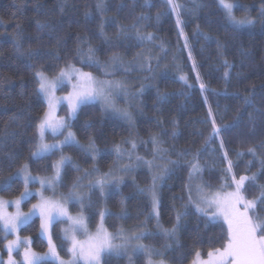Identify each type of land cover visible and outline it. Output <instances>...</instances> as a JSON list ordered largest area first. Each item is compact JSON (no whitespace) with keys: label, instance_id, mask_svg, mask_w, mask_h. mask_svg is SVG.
<instances>
[{"label":"trees","instance_id":"16d2710c","mask_svg":"<svg viewBox=\"0 0 264 264\" xmlns=\"http://www.w3.org/2000/svg\"><path fill=\"white\" fill-rule=\"evenodd\" d=\"M177 2L183 6L181 20L188 48L184 47V36L179 35L175 14L168 12L157 20L158 13L168 11L163 0H148L151 7L145 0H103V15L96 7L98 0H0V195L12 199L24 190L21 180L5 183L22 163L27 161L33 174L47 176L51 175V168L48 171L43 169L59 159L60 154L57 153L36 162L27 160L28 141L34 135L31 122L47 109L44 98L35 94L37 85L34 73L41 70L53 76L58 65L75 54L78 37L86 41L85 49L88 44L98 49L96 58L101 63L106 62L114 52L119 53L126 63L138 54L146 53L152 57L153 72L137 67L128 73L119 71L106 77L100 70L84 67V71H91L98 78L129 82V98L125 97V100L131 99L132 103L127 105L126 101H122L121 105L131 114L132 121L129 123L110 116L99 105H87L78 113L71 130L82 144H87L89 138H93L102 155L93 161L69 147L64 148V155L70 156L82 169L90 171L97 168L105 173L114 170L121 159H117L114 144L131 150V143L123 142L135 141L137 153L151 160L153 148L150 137L157 136L161 146L169 150L167 158L181 162V166L166 177L159 189L160 221L165 228L172 227L177 211H184V205L187 204L186 161L192 156L178 155L181 152L195 154L200 151V162L204 167L202 180L218 187L221 170L227 166L226 162L221 163L220 140L223 139L237 177L254 173L258 176L255 181L257 188L249 189L248 198L259 195L258 188L264 185V176L259 175L260 159L253 160L247 148L258 146L264 141V129L260 127V119L264 114V18L260 17V11L264 8V0H230L246 5L250 10L249 16L254 23L246 29L231 26L215 0ZM237 14L243 16L247 13L240 9ZM141 16L149 17L140 22V27L144 33H151L155 37L154 42L138 44L134 39L135 33L130 32L129 38L122 40L117 48L109 50L100 34L101 21H115V25L104 24V36L115 41L120 27L130 28ZM37 22L52 25L55 31L47 27L38 30ZM18 31L22 33L20 37H17ZM204 35L211 37V40L206 41ZM17 39L19 50L13 46ZM218 43L222 47L218 48ZM29 52H38L39 55L29 59ZM189 52L192 59H189ZM225 60L231 65L230 68L224 67ZM73 62L77 67L81 66ZM225 72L229 73L227 80ZM161 73H166L167 77L162 78ZM180 75L187 77V84L179 79ZM201 82L206 86L204 90L200 87ZM142 86L144 91L141 94L139 90ZM157 89L160 93L168 94L169 98L164 103L157 101ZM63 92L67 93L68 89ZM249 93L253 104L244 106L243 97ZM209 109L212 117H209ZM250 116L256 120L254 134L250 132ZM212 118H215L217 126L231 127L223 130L220 138L206 144ZM86 123H91L93 127L85 129ZM140 141L148 143L142 144ZM236 152H243L244 155L237 158ZM17 154L19 159L13 161L11 157ZM257 155L260 156L259 151ZM81 174L74 169L67 170L63 193L67 194L68 188ZM150 184L149 170L140 169L135 174H126L120 189L109 197L103 198L98 190L92 193V207L85 210L91 218V229L95 230L100 222L98 213L106 209L111 211L107 226L112 231L120 228H149L155 231L156 219H146L152 211L150 200L138 191ZM182 196L183 200L180 199ZM187 210L189 215L181 221L178 244L163 235H152L143 240L148 246L163 251L165 255L162 259L168 264H191L197 250L206 258L209 241L217 240L223 234L222 228L226 230L222 222H208L206 226L207 218L198 217L191 206ZM78 211V207H73V212ZM122 213H127V216L118 219ZM39 223V219L34 220L22 229L21 234L33 238L36 251L46 252L48 243L39 233ZM63 226H55L54 240L61 256L69 259V254L61 248ZM3 237L0 230V241H3L0 243L1 250L5 245ZM166 244L172 246L165 249ZM127 262L126 258L107 257L104 264ZM137 264H146L145 257L140 256Z\"/></svg>","mask_w":264,"mask_h":264},{"label":"snow or ice","instance_id":"6c2138e0","mask_svg":"<svg viewBox=\"0 0 264 264\" xmlns=\"http://www.w3.org/2000/svg\"><path fill=\"white\" fill-rule=\"evenodd\" d=\"M218 9L222 12L224 19L234 28H243L250 26L254 21L248 17L237 19L233 14V9L239 7L238 4L230 2V0H215ZM148 6H152L145 0ZM163 4L167 6L168 11L157 14V20L161 15H167L168 12L175 14L176 26L180 30L179 35L184 36L181 20V12L183 6L177 0H163ZM97 9L103 15V0H98ZM197 7H200L197 4ZM63 10V9H61ZM87 17V13H86ZM260 17L264 18V8H261ZM149 19L147 16H141L130 28L120 27L115 41L104 36V24L111 23L115 25V21H101L100 34L104 44L109 50L117 48L121 41L129 38V33L134 32V39L138 44L152 43L155 37L151 33H144L141 30L140 22ZM19 29V25L16 26ZM38 30L45 27L51 31H55L54 26L40 24L37 22ZM22 33L17 32V37ZM184 47L188 48L187 37L184 36ZM206 41H210L211 37L204 35ZM77 48L75 54L66 59L61 65L55 69L53 76L47 75L44 71L36 70L34 73V82L37 87L35 94L43 97L47 103V109L30 126H34V135L29 143L28 161L36 162L42 159L50 158L59 153V159L53 161L43 170L48 171L51 168V175L35 176L29 169V163H22L17 171L9 177V181L16 178H23V191L14 200L0 199V229H2L7 248L8 260L7 264H45L51 261L52 264H102V258L107 256H128L129 261L132 260V254L143 253L146 264H157L153 260L154 256H163V252L145 245L142 241L149 236L154 235L139 230L126 231L118 229L116 232H110L104 226L106 216L111 215L107 210L98 213L100 222L96 225L94 231L89 229L90 217L85 215V210L92 207L89 193L99 191L101 195L114 189H119L123 182V175L119 172L101 173L99 169L92 170L82 169L76 164L70 156L64 155V148L69 147L76 150L83 157L95 159L102 155L100 149L96 147L95 140L89 138L87 144H82L77 139L75 133L71 130L73 121L78 117L81 109L87 105L99 103L104 113L111 112L116 118L123 119L127 122L132 121L131 114L116 106V99L129 95V82L117 79H100L91 71H84V67L100 70L104 75L111 76L116 72L123 71L125 73L134 71L139 67L141 70L147 69L153 72L151 59L152 57L146 53H140L133 57L131 62H125L119 53H113L106 62L101 63L96 58L98 49L88 44L86 49L84 45L86 41L83 38H77ZM17 50L20 48L19 40L13 45ZM218 48L222 47L219 43ZM38 52H29L28 58L38 56ZM51 55V54H49ZM59 59V57H57ZM189 59H192L189 52ZM78 62L81 66L77 67ZM224 67L230 68L231 65L225 60ZM229 76L225 72V79ZM162 78H166V73H161ZM179 79L187 84V77L180 75ZM199 79V77H197ZM65 96H57V91L69 88ZM191 87V85H189ZM202 90L206 88L203 82L200 83ZM140 93L144 91L142 86ZM168 94L160 93L157 89V101L164 103L168 100ZM206 102V101H205ZM244 106H251L253 99L251 93L245 95L242 100ZM66 106V115L58 116V108ZM213 114L209 109V117ZM239 117H237V120ZM236 121H234L235 123ZM159 124L160 122L157 121ZM249 123L252 125L250 132L255 133L256 120L250 116ZM85 129L93 127L91 123L84 125ZM231 125L217 126L215 118L211 119V132L209 133L205 143H210L222 136L225 129ZM260 127L264 129V114L260 119ZM15 135V134H14ZM175 135V133H173ZM62 137V138H61ZM49 139L52 141L48 142ZM124 144L131 143V150H125L120 144H114L113 150L117 155V159L122 156H128L132 160L135 154L137 144L135 141L125 140ZM146 144V141H140ZM150 143L153 148L152 159L148 160L142 156H135V167H147L151 174V184L146 188H140L141 194L147 195L150 200L152 211L147 218L156 219V228L158 233L162 234L167 240L179 243L178 232L181 228V221L189 215L188 207L195 209L198 217H205L206 226L208 222H221L226 225V230L222 228V235L215 241H209L210 247L206 253V258L202 256L200 251H195L191 264H264V185L259 186V195L248 198L247 193L250 188L256 189L255 181L258 179L257 174L239 175L234 172L235 165L229 158V152L225 147L223 139L220 140V150L222 153L221 163L226 162V168L221 170L220 182L218 187H213L202 180L201 174L204 167L200 162V151L195 154L187 151L178 155L192 159L187 160L188 166V182L185 184L187 195V204L184 205V211H177L175 223L171 228H165L160 223L158 206L160 204L159 185L170 176L175 168L181 166L180 160L168 159L169 150L161 146V141L155 135L150 137ZM174 151V149H173ZM260 152L258 157L257 153ZM247 152L252 155L253 160L260 159L259 175L264 176V141L258 146L247 148ZM237 158L244 155L243 152L235 153ZM13 161L19 159V155L11 157ZM252 161L249 162L251 165ZM68 169H74L79 175L68 188L67 194L60 192L59 189L64 186V179ZM133 169L132 165H126L122 169L127 174ZM200 180L197 183V180ZM87 181L85 185L84 181ZM39 185L35 192L31 186ZM36 198V203L31 204L27 212L22 211V202L29 198ZM181 200L184 197H180ZM123 203V201H121ZM70 205H78L79 211L73 215L70 211ZM9 206H14V212H8ZM127 213H122L118 219H123ZM39 218V233L48 240V251L38 254L31 250V238L24 237L21 239L19 229L28 224L33 218ZM62 223L66 226L62 229L61 248L65 249L69 254V259H61L57 251V245L53 242V226L56 223ZM10 234H15V239H7ZM3 243V241H0ZM218 244L219 246H215ZM171 244H166L165 249L170 248ZM23 248L22 260L19 262L13 258V253L19 254V249ZM0 264H4L0 258ZM158 264H165L164 260H160Z\"/></svg>","mask_w":264,"mask_h":264},{"label":"rangeland","instance_id":"374dc122","mask_svg":"<svg viewBox=\"0 0 264 264\" xmlns=\"http://www.w3.org/2000/svg\"><path fill=\"white\" fill-rule=\"evenodd\" d=\"M233 3V2H232ZM234 4H238L239 5V7H235L234 9H233V14L235 15V17L237 18V19H241V18H244V17H248V18H250V14H249V9L247 8V6L246 5H243V4H240V3H234ZM240 9H242L243 11H245L247 14H244L243 16H238V14H237V10H240ZM253 25V24H252ZM251 25V26H252ZM251 26H247V27H243V28H239V29H246V28H249V27H251ZM101 79V78H100ZM66 89V88H65ZM68 89V91H70V87L69 88H67ZM64 90V89H63ZM63 90H59V91H57V96H65V95H67V93H65V92H63ZM128 96V95H127ZM127 96H122V97H120V98H118V99H116V101H115V103H116V106L118 107V108H121V109H125V107H122V105H121V102L122 101H126V103H127V105L128 104H130V103H132V100L131 99H126L125 100V97H127ZM127 98H129V97H127ZM45 100V99H44ZM46 102V101H45ZM47 104V103H46ZM96 105H99L100 106V104L99 103H96ZM126 110V109H125ZM108 114L110 115V116H113L112 115V113L111 112H108ZM57 115L58 116H65L66 115V106H64V105H61L59 108H58V110H57ZM114 117V116H113ZM73 131V130H72ZM74 132V131H73ZM62 138V137H61ZM78 139V138H77ZM79 140V139H78ZM48 142H52L50 139H49V141ZM66 148V147H65ZM136 155H139L138 153H137V147H136V149H135V154L133 155V157H132V160H129V158H128V156H122L121 157V159H120V162H119V165L114 169V170H112L113 172H119L121 175H123V179L125 180V178H126V174H124L123 172H122V169L124 168V166H126V165H132L133 166V169L131 170V171H129L127 174H129V173H131V175L132 174H135L136 173V171H138V170H140V169H147L148 170V168L147 167H144V166H141V167H135V163H136V161H135V156ZM140 156V155H139ZM30 169V168H29ZM31 171V170H30ZM32 173V172H31ZM33 174V173H32ZM33 175H35V174H33ZM35 176H41V177H43L42 175H35ZM16 179H18V180H21L22 182H23V178L22 177H19V178H16ZM166 179V178H165ZM13 180H11L10 182H12ZM84 183H85V185L87 184V181H84ZM163 182H161V184H162ZM161 184L159 185V189H160V187H161ZM39 187V185L37 184V185H35V186H31L30 185V188H31V190L33 191V192H35L36 191V189ZM120 189V188H119ZM119 189H114V190H112V191H110V192H106L104 195H102V197L103 198H107V197H109L112 193H114V192H117ZM59 191L60 192H63L62 191V188H60L59 189ZM95 192V191H94ZM94 192H92V193H94ZM92 193H89V196L91 197V194ZM160 198V197H159ZM0 199H3V200H14L15 198H12V199H7V198H4L2 195H0ZM33 200H36V198H34V197H31V198H29V200H26V201H24V202H22V205H21V209H22V211H24V212H27L28 211V209L31 207V204H33L32 203V201ZM34 203H36V202H34ZM70 207V211H71V213L73 214V215H75V214H77V213H75V212H73V207H78L79 208V206L78 205H70L69 206ZM106 210V209H105ZM158 212H159V220H160V204H159V206H158ZM7 211L8 212H14L15 211V208H14V206H9L8 207V209H7ZM107 212H111V211H109V210H107ZM85 215H87L86 213H85ZM107 218H108V216H106L105 217V220H104V226L108 229V231H110V232H116V231H112L111 229H109L108 228V226H107ZM36 219H39L38 217H36V218H33V220L32 221H30L28 224H25L22 228H20L19 229V235H20V237H21V239H23L24 238V236L21 234V231H22V229L23 228H25L26 226H28L30 223H32L34 220H36ZM222 222V221H221ZM160 223H161V221H160ZM58 224H62V223H56L54 226H53V230H52V234H53V242L56 244V242H55V240H54V228H55V226L56 225H58ZM64 226H63V228L66 226L65 224H63ZM62 228V229H63ZM89 229L91 230V231H94V230H92L91 229V227H90V224H89ZM121 229V228H120ZM122 229H124V230H126V231H132V230H139V229H125V228H122ZM1 231H2V229H0ZM144 231H147V232H149V233H153L154 235H156V236H161L162 234H160V233H158V230H157V228H156V230L155 231H153V230H151V229H149V228H144L143 229ZM3 232V231H2ZM178 234H179V232H178ZM31 238V237H30ZM42 238L48 243V240H47V238L46 237H44V236H42ZM3 239L5 240V237H3ZM7 239H15V234H10L8 237H7ZM6 240H5V244H6ZM142 243H144V241H142ZM145 244V243H144ZM57 245V244H56ZM145 245H147V244H145ZM30 247H31V250L32 251H34V252H36V253H38V254H43V253H45V252H39V251H36V249L34 248V242H33V238H31V244H30ZM23 251H24V249L23 248H20L19 249V254H17V253H13V258L15 259V260H17L18 262L20 261V260H22V254H23ZM48 251V250H47ZM46 251V252H47ZM57 251H58V253H59V256L61 257V259H64V260H68V259H65V258H63L62 256H61V254H60V252H59V249H58V246H57ZM159 251H161V250H159ZM161 252H163V251H161ZM165 255V253L163 252V256ZM140 256H144V254L143 253H140V254H132V260L131 261H129V259H128V256H120V258H126L127 259V264H137V259L140 257ZM162 256V257H163ZM107 257H117V256H107ZM107 257H104V258H102V264H104V262H105V259L107 258ZM162 257L161 256H154L153 257V260L154 261H156L157 262V264H158V262L160 261V260H163L162 259ZM0 258H2V260L4 261V264H7V260H8V255H7V248L5 247V245H4V249L3 250H1L0 249ZM47 262H51V261H47ZM165 262V261H164ZM46 263V262H45ZM56 264H58V262H55ZM165 264H168V263H166L165 262Z\"/></svg>","mask_w":264,"mask_h":264}]
</instances>
